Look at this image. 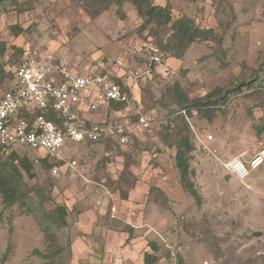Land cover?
Returning <instances> with one entry per match:
<instances>
[{
	"label": "rangeland",
	"instance_id": "1",
	"mask_svg": "<svg viewBox=\"0 0 264 264\" xmlns=\"http://www.w3.org/2000/svg\"><path fill=\"white\" fill-rule=\"evenodd\" d=\"M17 1L0 11L2 87L22 55L15 48L49 50L69 68L78 65L80 72L108 75L129 89L131 100L124 108L87 112L88 123L133 122L141 113L151 118V125L135 131L127 144L110 138L71 143L59 150L62 160L55 162L19 151L33 162L35 176L29 177L14 160L25 201L5 206L0 194V259L7 252L3 264H70L71 232L64 225L55 229L54 241L46 239L45 213L56 205L75 207L82 197L99 196L98 191L117 202L116 181L123 171L134 180L127 192L142 187L145 208L150 201L159 207L155 222L144 227L155 229L147 240L158 247L156 264H178V255L182 264H264V163L243 180L225 166L234 157L252 155L264 142V0H154L169 2L173 17H191L221 38L219 43L193 42L180 59L164 53L171 69L167 75L147 69L145 44L158 46L162 33L141 30V19L129 2L122 6L121 19L115 4L102 9L87 0ZM245 80L252 86L226 95L211 119L195 109L186 117L194 146L191 179L201 198L197 204L179 182L175 148L160 140L162 126L174 124L178 114L166 87L178 82L190 98H198L217 88L225 93ZM54 165L57 174L52 173ZM56 245L61 250L45 257Z\"/></svg>",
	"mask_w": 264,
	"mask_h": 264
},
{
	"label": "built area",
	"instance_id": "2",
	"mask_svg": "<svg viewBox=\"0 0 264 264\" xmlns=\"http://www.w3.org/2000/svg\"><path fill=\"white\" fill-rule=\"evenodd\" d=\"M144 51L147 69L153 67L162 75L171 72L158 46L145 44ZM125 88L105 74L75 72L49 50H24L13 66L12 79L5 87L0 84V146L6 151L35 152L37 159L47 156L55 162L59 150L74 142L109 137L127 144L135 131L150 128L148 115L138 113L133 122L112 119L96 124L88 123L85 116L111 102H129ZM50 113L53 119L47 116ZM263 163L264 142L252 155L234 157L225 166L243 180ZM58 171L54 165L52 173Z\"/></svg>",
	"mask_w": 264,
	"mask_h": 264
},
{
	"label": "trees",
	"instance_id": "3",
	"mask_svg": "<svg viewBox=\"0 0 264 264\" xmlns=\"http://www.w3.org/2000/svg\"><path fill=\"white\" fill-rule=\"evenodd\" d=\"M87 1H90L96 6H101L102 9H106L110 4H115L117 7L116 12L121 19L125 17V14L122 10L123 4L125 2L131 3L136 11L137 16L141 19V30H147L148 33L151 34H156L157 31L162 33L161 37L157 39L156 42L166 59H168V57L164 53H168L169 56L176 59L182 58L188 47L193 42L212 40L215 43H219L221 39L213 29L201 27L191 17L185 15L173 17L172 6L169 2H166L165 4H156L154 3V0ZM22 3L23 2L19 4ZM6 4L17 5L18 1L0 0V11L2 8H5ZM94 13L98 14V10ZM15 51H17L20 55L23 53L19 48H15ZM4 76L0 74V80L3 79ZM246 84H248V86H252L250 80H245L242 82V84H233V86L225 90V93H220L221 89L217 88L198 98H190L178 82H174L173 84L166 87V93L177 106L176 111L178 110V114L175 117L174 124L171 122L170 124L169 122H166L162 126L160 140L165 146H173L175 148L174 163L178 171L179 182L188 191V193L194 197L197 204H200L201 198L194 182L191 179V176L193 175V169L190 166V152L193 150L194 146L188 135L189 130L186 117L191 116V110L195 109L197 114L200 116L211 119L214 113V108L221 104H225L228 94L239 92L240 87ZM125 89L129 94L128 101L130 102L131 93L129 89ZM129 102H111L109 107L113 111L121 110ZM181 110H183V113ZM47 116L53 119V115L51 113L47 114ZM263 127L264 126H262V128ZM176 136L178 138L174 139ZM14 160H17L20 168L23 169L29 177L32 178L35 176L33 172L32 161H30L25 156H19V153L15 150L6 151L0 146V194L5 206H11L15 202L25 201V194L23 193V190H21V181L18 175L19 173L12 164ZM48 165L49 164L45 163V168L50 167ZM131 178L133 179V175L131 172L127 171H123L120 177L117 178L116 188L120 193L121 199H127L128 192L126 189H130L134 185V180L132 181ZM68 214L69 212L67 207L64 205H56L52 211L45 213V215L49 218V223L47 224V230L49 231L45 234L46 239L50 241H54L56 239L55 229L66 225ZM150 248L152 250L151 252L147 251L144 253L143 264H156L157 262V257L154 252L158 250V247L157 245L151 243ZM60 250L61 248L57 247L56 245L52 250L49 251L48 254L45 255V257H54ZM34 252L41 254L39 250H34ZM6 257L7 252H4L1 256L0 264H3ZM178 260V264H182V257L180 255H178Z\"/></svg>",
	"mask_w": 264,
	"mask_h": 264
},
{
	"label": "crops",
	"instance_id": "4",
	"mask_svg": "<svg viewBox=\"0 0 264 264\" xmlns=\"http://www.w3.org/2000/svg\"><path fill=\"white\" fill-rule=\"evenodd\" d=\"M78 68L70 67L78 73L93 72H80ZM137 187L128 192L127 199L117 202L115 197L98 191L99 196L91 194L80 198L75 207L66 206L74 213L68 214L65 225L71 232L70 264H92L95 260L98 264H143L150 246L147 236L153 237L150 232L155 230L144 227L155 222L160 211L154 201L145 208V191Z\"/></svg>",
	"mask_w": 264,
	"mask_h": 264
}]
</instances>
